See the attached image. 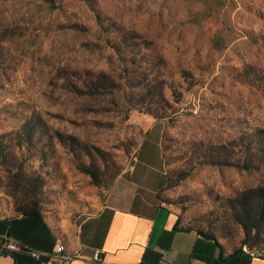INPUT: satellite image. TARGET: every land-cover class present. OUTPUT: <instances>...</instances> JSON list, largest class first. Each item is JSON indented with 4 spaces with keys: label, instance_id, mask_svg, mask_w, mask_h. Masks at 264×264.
<instances>
[{
    "label": "rangeland",
    "instance_id": "obj_1",
    "mask_svg": "<svg viewBox=\"0 0 264 264\" xmlns=\"http://www.w3.org/2000/svg\"><path fill=\"white\" fill-rule=\"evenodd\" d=\"M1 134L46 178L58 232L161 135L175 182L161 200L231 249L264 250V0H0ZM1 162L0 215H14Z\"/></svg>",
    "mask_w": 264,
    "mask_h": 264
},
{
    "label": "crops",
    "instance_id": "obj_2",
    "mask_svg": "<svg viewBox=\"0 0 264 264\" xmlns=\"http://www.w3.org/2000/svg\"><path fill=\"white\" fill-rule=\"evenodd\" d=\"M162 134V130H161ZM143 139V137H142ZM141 141L133 163L107 191L101 207L59 232L46 222L21 215H0V235L48 253L64 241L65 252L76 255L71 264H264V256L234 252L185 225L179 213L160 198L166 184L161 135L143 156ZM0 264H38L25 252L0 253Z\"/></svg>",
    "mask_w": 264,
    "mask_h": 264
},
{
    "label": "trees",
    "instance_id": "obj_3",
    "mask_svg": "<svg viewBox=\"0 0 264 264\" xmlns=\"http://www.w3.org/2000/svg\"><path fill=\"white\" fill-rule=\"evenodd\" d=\"M149 114L154 115L155 118L161 117L160 115H157L154 112H149ZM32 118H33L32 120H27L23 124V126L26 127L25 136L23 137L24 138L23 141L27 145L33 141L38 130L43 131V129H41L43 128V126L37 124V121H36L37 118L36 117L35 118L32 117ZM163 132H162V135H163ZM5 136L6 134L0 135V159L2 161L1 164L4 168V171L6 173V178L8 180L6 191L13 198L14 211H15L14 215H21V216L35 218L36 220L41 222L44 227L47 228V225L45 222L46 220L43 218V214H42V211H43L42 210V202H43L42 197L44 194V186L46 184V178L44 177V175L30 170L28 165L25 164L26 163L25 158L21 156L19 157L16 156V154L10 150V146L7 145L4 141ZM55 138L58 139L61 143L63 142V138L58 132H54V134H50L47 138L48 143L46 144V146H43L39 149L40 156H42L43 158L47 156V152L45 148L50 149V146L52 145L51 141H53ZM18 143L21 144V142H18ZM161 144H162V137H161ZM243 166L247 168L248 164H243ZM78 169L90 175L93 184L95 185L98 184V181L96 179V174L93 170L85 166H78ZM166 177H167V181L163 189L167 187H171L175 183V182H171L170 176L169 175L167 176V172H166ZM113 182L111 183L110 187L112 186ZM260 204H261L260 213L261 215H263L264 214V191L260 194ZM242 208L243 210H245V212H248L246 210L248 209L246 208V201L243 202ZM189 227L197 230V232L201 234L202 236L214 240L217 246L219 247L221 246L218 242V238L211 232L204 231L202 229L195 228L192 226H189ZM57 240H60V239H57ZM244 243H246V241ZM255 248L261 249L262 250L261 256H264V250L261 247H255ZM239 251H242V248H238L234 252H239Z\"/></svg>",
    "mask_w": 264,
    "mask_h": 264
},
{
    "label": "built area",
    "instance_id": "obj_4",
    "mask_svg": "<svg viewBox=\"0 0 264 264\" xmlns=\"http://www.w3.org/2000/svg\"><path fill=\"white\" fill-rule=\"evenodd\" d=\"M63 248H67L64 241H55L52 250L44 253L38 250L31 249L24 244L12 239L8 235H0V253L25 252L38 261V264H71L76 258V255L63 256ZM243 251L250 256H261L262 250L258 248L242 247ZM167 255L161 254L158 264H168Z\"/></svg>",
    "mask_w": 264,
    "mask_h": 264
},
{
    "label": "bare ground",
    "instance_id": "obj_5",
    "mask_svg": "<svg viewBox=\"0 0 264 264\" xmlns=\"http://www.w3.org/2000/svg\"><path fill=\"white\" fill-rule=\"evenodd\" d=\"M63 256H72V254L65 252L63 249Z\"/></svg>",
    "mask_w": 264,
    "mask_h": 264
}]
</instances>
